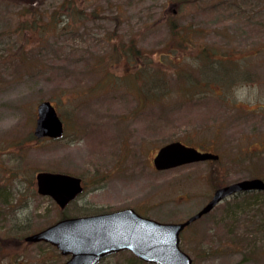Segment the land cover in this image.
I'll list each match as a JSON object with an SVG mask.
<instances>
[{
	"label": "rangeland",
	"instance_id": "rangeland-1",
	"mask_svg": "<svg viewBox=\"0 0 264 264\" xmlns=\"http://www.w3.org/2000/svg\"><path fill=\"white\" fill-rule=\"evenodd\" d=\"M208 53L245 75L216 59L200 72L211 79L188 82ZM221 71L232 78L215 79ZM242 86L264 98V0H0V264H62L55 246L25 237L65 215L129 207L178 222L215 188L264 179V102L238 103ZM43 99L63 121L61 138L33 134ZM171 141L219 157L155 169ZM38 171L78 176L83 190L61 209L37 193ZM232 199L181 232L192 264H264V193ZM130 254L101 264H128Z\"/></svg>",
	"mask_w": 264,
	"mask_h": 264
},
{
	"label": "water",
	"instance_id": "water-1",
	"mask_svg": "<svg viewBox=\"0 0 264 264\" xmlns=\"http://www.w3.org/2000/svg\"><path fill=\"white\" fill-rule=\"evenodd\" d=\"M63 123L54 105L42 100L36 105L33 134L37 138H58ZM218 155L200 151L173 141L161 146L152 159L155 169L216 160ZM38 194L51 197L64 208L82 191L81 179L67 173L38 171L35 174ZM264 191V180L252 177L217 187L207 202L195 213L178 222L158 221L137 213L133 208L61 218L25 237L26 241H44L55 246L68 258L62 264H98L106 255L122 250L147 263L192 264L191 257L180 247V233L193 221L212 210L224 198L239 192Z\"/></svg>",
	"mask_w": 264,
	"mask_h": 264
},
{
	"label": "trees",
	"instance_id": "trees-1",
	"mask_svg": "<svg viewBox=\"0 0 264 264\" xmlns=\"http://www.w3.org/2000/svg\"><path fill=\"white\" fill-rule=\"evenodd\" d=\"M139 52V53H138ZM140 50L139 49H135V52H133L132 54H133V58L134 59H137V60H139V62H138V66H140V61H141V54H140ZM208 55H210L211 56V54L210 53H208ZM215 55H212L211 57H210V59H211V61L208 59V58H206L207 56L205 55L204 56V60H202V63L199 65V67H200V69H198L199 71H189L190 72V74H191V76L189 77V80H188V82H191V81H193L194 80V75L195 74H199L200 75V72L202 71V69H204L209 63H214V60H216V59H220V58H217V57H214ZM225 58H223V60L222 59H220L221 61H223L224 62V66H222L223 67V71H229L230 72V70L231 69H234V68H232L233 66H235V68L236 69H238V71H242V70H240L239 69V67H241L242 65H238L237 63H231V61H228V60H224ZM223 71H221V73L219 74V76H215V79H217L218 80V77L221 79L222 78V80H228V79H231L232 78V75H229V72L227 73V74H224V72ZM137 72V71H136ZM231 73V72H230ZM185 74H187V71H183L182 73H177V76L178 77H183V78H185V79H188V78H186L185 77ZM245 75V72H243L242 71V73L241 74H239V76L240 75ZM139 75H143L144 76V78H146L147 80H150L149 79V77H151V72H149V71H139ZM212 76H213V74H206V75H200V77L202 78V79H204L206 82H207V79H211L212 78ZM229 76H230V78H229ZM235 77H237V76H234V78ZM146 83V82H145ZM2 192V188H0V193ZM247 192H249V191H247ZM247 192H245V193H247ZM252 192V191H251ZM253 193H264V191H253ZM252 194V193H251ZM240 195H242V192H240V193H236V194H233V195H231V196H229L228 198H233V199H236V197L237 196H240ZM3 196V195H2ZM231 200V202H227V204H231V203H233V202H236L235 200ZM234 205V204H233ZM235 208H240L239 206L237 207L236 205L234 206ZM229 211L231 210L232 212H230L229 213V216H231L232 215V217L234 218L236 215H237V212L234 210V208H233V210L232 209H230V207H229V209H228ZM85 214V213H84ZM208 214V213H207ZM206 214V215H207ZM65 216H68V215H65ZM64 216V217H65ZM63 217V216H62ZM203 217V216H202ZM201 218V217H200ZM199 218V219H200ZM198 220V219H197ZM244 224H249V223H251L252 221H250V220H246V219H244ZM193 223V222H192ZM131 256L128 258V264H147V263H145L144 261H142V260H140V259H137L135 256H133L132 254H130ZM102 262V261H101ZM101 262L99 263V264H101Z\"/></svg>",
	"mask_w": 264,
	"mask_h": 264
},
{
	"label": "clouds",
	"instance_id": "clouds-1",
	"mask_svg": "<svg viewBox=\"0 0 264 264\" xmlns=\"http://www.w3.org/2000/svg\"><path fill=\"white\" fill-rule=\"evenodd\" d=\"M234 97L238 103L255 104L257 99L260 98V91L256 86H242L240 88L234 89ZM260 99L262 102H264V98ZM30 211L31 209L29 207L28 209L17 212V218L20 223L26 222V217L30 214Z\"/></svg>",
	"mask_w": 264,
	"mask_h": 264
}]
</instances>
